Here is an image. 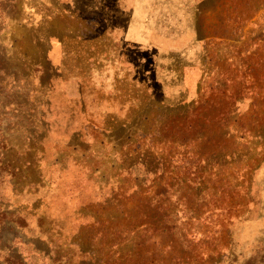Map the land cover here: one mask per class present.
Here are the masks:
<instances>
[{"label": "rangeland", "instance_id": "1", "mask_svg": "<svg viewBox=\"0 0 264 264\" xmlns=\"http://www.w3.org/2000/svg\"><path fill=\"white\" fill-rule=\"evenodd\" d=\"M245 44L259 50L252 66L264 68V0H0V137L14 148L15 186L24 189L12 195L0 184V224L14 218L29 237L60 232L55 244L87 248L114 224L110 214L134 223L138 200L124 215L104 206L117 194V152L134 131L157 127L160 109L195 100L200 86L197 99L221 101L236 85L205 81V67L215 74ZM249 81L233 120L207 128L203 119V225L177 223L202 229L203 246L218 245L216 264H264V78ZM37 156L47 184L35 195L26 186L39 178ZM37 197L34 217L11 218Z\"/></svg>", "mask_w": 264, "mask_h": 264}, {"label": "trees", "instance_id": "2", "mask_svg": "<svg viewBox=\"0 0 264 264\" xmlns=\"http://www.w3.org/2000/svg\"><path fill=\"white\" fill-rule=\"evenodd\" d=\"M246 44L249 45L248 42ZM248 47L246 46L245 54L240 51L232 54L231 64L216 69L213 75V66L209 63L205 67V81L219 78L222 83L231 82L236 85L234 90L223 92L222 98L217 96L221 101L213 103L206 100L203 103V98L197 99L202 90L200 86L195 100L187 102L185 98L181 100V103H185L178 102L170 110L160 109L157 127L151 130L149 128L143 134L134 131V137L129 135L130 138L117 152L121 161V166L115 169L117 174L114 192L117 194L104 203V206L116 203L112 212H123L124 215L125 205L138 200L136 208L141 212L134 223L115 224L117 218L110 214L109 219L114 224H109L98 243L87 248L79 242L57 245L53 240L55 236L60 237V232H52L44 241L43 236H39L41 234L29 237L27 225L14 221L13 217H20V213L25 219L36 215L41 200L37 197L38 201L32 208L34 210H20L11 215L13 219L9 220V225L0 224V264H27V260L35 256L47 260L48 264H216L213 254H216L218 245L203 246L202 229L199 231L198 227L194 228V224L177 223L181 222L179 218L182 216L203 225V217L199 214L203 211V154L196 147L198 143L203 145V119L207 128L216 120H220V124L225 123L226 118L233 120L232 115L239 107L246 83L249 84L250 79L264 78V68L258 71L252 66L259 50L251 55L252 50L250 52ZM234 56H238V59L233 58ZM228 59L218 60L226 63ZM237 61L241 62L240 66L236 64ZM217 83L220 84L219 81ZM255 90L256 88L252 89ZM163 106L166 107V104ZM163 111L168 113L163 115ZM259 121L261 120L256 119L255 123ZM35 122H39L43 128L42 121L36 118ZM238 125L235 122L234 127ZM229 128L231 130V126ZM253 134L255 138L262 139L260 133ZM133 138L135 139L132 141ZM235 138L233 131L232 140ZM1 140L0 137V184L6 183L14 195L24 190L15 186L18 183L17 172L20 170L12 155L14 148L8 144L7 139L3 142ZM39 156L31 164L39 178L31 180L26 186L35 195L37 190L47 184V174L44 176ZM144 195L146 197L143 198ZM90 217L94 222L101 219L97 215ZM8 234L10 239L6 237ZM88 241L93 242L92 238ZM30 249L33 250L29 251ZM203 249L210 250L212 258L211 255L203 254Z\"/></svg>", "mask_w": 264, "mask_h": 264}, {"label": "water", "instance_id": "3", "mask_svg": "<svg viewBox=\"0 0 264 264\" xmlns=\"http://www.w3.org/2000/svg\"><path fill=\"white\" fill-rule=\"evenodd\" d=\"M237 251H239V249L238 248H235V251L234 252H237Z\"/></svg>", "mask_w": 264, "mask_h": 264}]
</instances>
